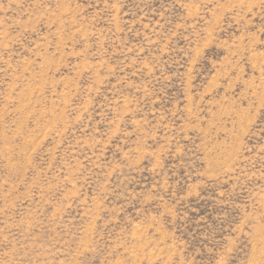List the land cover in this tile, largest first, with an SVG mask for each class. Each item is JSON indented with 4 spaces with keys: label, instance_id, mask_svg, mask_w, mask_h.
Masks as SVG:
<instances>
[{
    "label": "rangeland",
    "instance_id": "rangeland-1",
    "mask_svg": "<svg viewBox=\"0 0 264 264\" xmlns=\"http://www.w3.org/2000/svg\"><path fill=\"white\" fill-rule=\"evenodd\" d=\"M0 264H264V0H0Z\"/></svg>",
    "mask_w": 264,
    "mask_h": 264
}]
</instances>
